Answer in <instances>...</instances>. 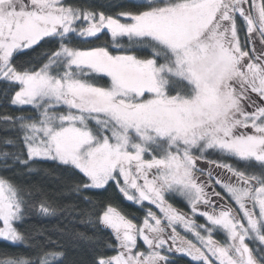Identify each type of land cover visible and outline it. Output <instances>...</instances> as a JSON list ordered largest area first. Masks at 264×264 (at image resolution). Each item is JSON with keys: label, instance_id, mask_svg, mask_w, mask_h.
Listing matches in <instances>:
<instances>
[{"label": "snow or ice", "instance_id": "snow-or-ice-1", "mask_svg": "<svg viewBox=\"0 0 264 264\" xmlns=\"http://www.w3.org/2000/svg\"><path fill=\"white\" fill-rule=\"evenodd\" d=\"M0 82L19 110L0 115V264H65L66 240L92 264H264V0H0ZM41 161L86 208L18 181ZM58 211L92 234L36 240L29 218Z\"/></svg>", "mask_w": 264, "mask_h": 264}, {"label": "trees", "instance_id": "trees-1", "mask_svg": "<svg viewBox=\"0 0 264 264\" xmlns=\"http://www.w3.org/2000/svg\"><path fill=\"white\" fill-rule=\"evenodd\" d=\"M79 2L90 4L99 11H105L106 13L114 14L115 12L121 10V8L127 6L130 3V0H79ZM101 39H104L103 33L101 34ZM87 46L89 45H81V47ZM38 50L39 46H37V51ZM34 54L35 53L30 52V56ZM28 58L29 57H25V59ZM2 90L3 84L2 82H0V93H2ZM171 90L173 94L179 90L186 91L187 85L183 84L182 88L177 91H175L173 87L171 88ZM5 113L15 115L19 114V110L10 105L7 99L3 98V96L0 95V115H3ZM10 135L11 133L5 132L3 124L0 123V151L4 150L5 148H8L10 150V146H6L4 144L5 137ZM0 163H2V161H0ZM37 168L39 169L37 172L26 173L23 176L17 177L18 181L22 183L38 185L46 194L49 201L55 202L57 205H65L69 202H75L81 209L87 207L84 201L79 200L74 194L69 196L62 195L63 192L71 189L74 181H77L79 179L78 174L69 172L63 168H59L56 166L55 162L52 161H41L37 164ZM88 195L96 197L102 201H106L111 198L113 202L119 203V205L124 210H126L130 214H134L136 222H139V218L143 216V208L124 200L123 197L119 196V194L114 190L112 192H104L103 190L92 191L89 192ZM172 202L176 207L181 208L185 212L189 211L186 202H184L181 198H175L172 200ZM28 227L33 232L35 239L40 242H43L46 236H51L52 239H56L58 230L67 231L68 229H72L73 231H82L86 232L89 235L92 234V229L87 225L79 222L70 223L66 218L64 212L62 211H58L56 215H53L51 217H41L39 215H33L28 220ZM101 235L109 236V233L105 232L101 233ZM141 247H143L142 244ZM65 248V264H92L91 246L87 242H72L71 240H66ZM10 250L26 254L29 251V247L26 245H20L17 248ZM177 264H192V262L189 258L178 257Z\"/></svg>", "mask_w": 264, "mask_h": 264}, {"label": "rangeland", "instance_id": "rangeland-1", "mask_svg": "<svg viewBox=\"0 0 264 264\" xmlns=\"http://www.w3.org/2000/svg\"><path fill=\"white\" fill-rule=\"evenodd\" d=\"M185 84V82L181 81V80H175L173 83L170 84L169 90L170 92H172L171 88L173 87L175 91L179 90L182 88V85ZM180 91V90H179ZM173 93V92H172ZM175 94V93H174ZM155 210V209H154ZM198 220L203 223L204 220L203 218H198ZM142 244V243H141ZM188 258V257H186ZM190 259V258H189Z\"/></svg>", "mask_w": 264, "mask_h": 264}, {"label": "flooded vegetation", "instance_id": "flooded-vegetation-1", "mask_svg": "<svg viewBox=\"0 0 264 264\" xmlns=\"http://www.w3.org/2000/svg\"><path fill=\"white\" fill-rule=\"evenodd\" d=\"M217 158H220V157H217ZM223 159H228L229 160V162H231V163H235V161L232 159V158H227V157H223ZM217 191H220L221 192V194L223 195V196H225V198L227 199V196H226V194L223 192V190L219 187V186H217V189H216ZM229 203H232L231 201H228ZM233 206H235V205H233ZM200 222V221H199Z\"/></svg>", "mask_w": 264, "mask_h": 264}]
</instances>
